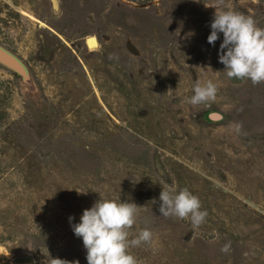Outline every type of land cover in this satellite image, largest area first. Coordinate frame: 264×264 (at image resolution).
I'll return each instance as SVG.
<instances>
[{
    "label": "rangeland",
    "instance_id": "obj_1",
    "mask_svg": "<svg viewBox=\"0 0 264 264\" xmlns=\"http://www.w3.org/2000/svg\"><path fill=\"white\" fill-rule=\"evenodd\" d=\"M221 10L264 28V0H0V46L30 75L0 66V264H86L68 218L99 199L139 207L137 264H264V82L222 72ZM202 78L216 96L191 105ZM168 186L199 227L160 214Z\"/></svg>",
    "mask_w": 264,
    "mask_h": 264
},
{
    "label": "clouds",
    "instance_id": "obj_2",
    "mask_svg": "<svg viewBox=\"0 0 264 264\" xmlns=\"http://www.w3.org/2000/svg\"><path fill=\"white\" fill-rule=\"evenodd\" d=\"M209 27L210 34L206 38L209 45L222 34L217 56L226 77L249 80L253 85L264 82V28L257 27L251 17L223 10L214 12ZM192 92L188 101L191 105H206L215 98L217 86L212 79L202 78L194 83ZM159 201L162 216L190 220L193 228L199 227L207 215L200 210L198 198L187 189L177 191L168 186V190L160 192ZM138 208L134 203H122L118 199H99L82 211L78 223L73 224L74 218H68L73 235L82 241L86 264H137L128 248L152 239L147 229H141L135 238L128 239L127 230L135 223ZM61 264L66 262L61 261Z\"/></svg>",
    "mask_w": 264,
    "mask_h": 264
},
{
    "label": "water",
    "instance_id": "obj_3",
    "mask_svg": "<svg viewBox=\"0 0 264 264\" xmlns=\"http://www.w3.org/2000/svg\"><path fill=\"white\" fill-rule=\"evenodd\" d=\"M0 66L18 76L26 86L30 84V75L24 63L0 46ZM212 115L209 116L210 119Z\"/></svg>",
    "mask_w": 264,
    "mask_h": 264
},
{
    "label": "bare ground",
    "instance_id": "obj_4",
    "mask_svg": "<svg viewBox=\"0 0 264 264\" xmlns=\"http://www.w3.org/2000/svg\"><path fill=\"white\" fill-rule=\"evenodd\" d=\"M86 47L89 49V51H93L94 49H97L98 42L97 39L93 36L87 37L85 39Z\"/></svg>",
    "mask_w": 264,
    "mask_h": 264
},
{
    "label": "flooded vegetation",
    "instance_id": "obj_5",
    "mask_svg": "<svg viewBox=\"0 0 264 264\" xmlns=\"http://www.w3.org/2000/svg\"><path fill=\"white\" fill-rule=\"evenodd\" d=\"M7 51V50H6ZM13 55V54H12ZM15 56V55H14ZM210 119V118H209ZM212 120V119H211Z\"/></svg>",
    "mask_w": 264,
    "mask_h": 264
}]
</instances>
